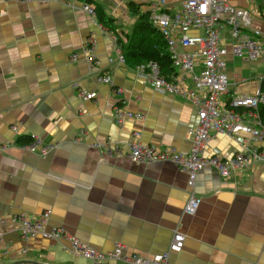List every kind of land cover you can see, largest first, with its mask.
<instances>
[{
    "label": "crops",
    "instance_id": "obj_1",
    "mask_svg": "<svg viewBox=\"0 0 264 264\" xmlns=\"http://www.w3.org/2000/svg\"><path fill=\"white\" fill-rule=\"evenodd\" d=\"M94 1L115 19L116 32L84 10L87 0H0V216L50 211L49 228L64 227L104 253L120 242L129 254L151 258L166 253L179 231L186 240L183 250L170 256L174 264H264V163L251 160L228 179L213 168L198 172L194 191L202 203L188 215L187 173L170 162L128 160L134 133L144 145L190 153L187 131L196 111L187 99L154 90L135 67L118 61L121 46L115 38L126 43L125 35L158 0ZM184 1L167 0L168 8L179 10ZM261 6L248 10L264 35ZM222 38L233 43L229 29ZM91 45L94 61L85 52ZM247 56L226 58L225 101L262 90L264 59ZM106 70L113 86L99 82ZM83 93L97 96L87 100ZM121 101L125 111L144 119L118 124L113 109ZM32 136L55 145L54 150L45 157L25 150L22 143ZM245 151L231 136L213 134L206 155ZM3 230L0 264H90L72 255L66 240L24 241L11 223Z\"/></svg>",
    "mask_w": 264,
    "mask_h": 264
},
{
    "label": "built area",
    "instance_id": "obj_2",
    "mask_svg": "<svg viewBox=\"0 0 264 264\" xmlns=\"http://www.w3.org/2000/svg\"><path fill=\"white\" fill-rule=\"evenodd\" d=\"M168 5L167 0H158L149 4V10L152 22L169 45L175 70L171 75H165L159 64L151 61L136 67V73L154 90L183 97L195 109L197 120L187 131L192 140V149L188 154L174 149L162 150L155 145H144L138 141L140 134L134 133L136 141L129 146L127 157L130 162L140 165L170 162L187 173L191 195L185 213L195 215L202 203V199L194 191L198 172L213 168L222 178L228 179L232 173L246 169L251 160L264 163V126L258 113L260 104H264V90L254 96H232L225 101L229 94L226 58L229 54L243 56L247 53L250 60L264 59V35L254 26L253 12L233 6L229 0H185L179 10H172ZM83 8L95 16L91 6L84 5ZM225 29L230 30L233 43L223 42L222 32ZM115 40L117 41L116 38ZM93 50V45L85 48L91 61L95 59ZM118 51V61L125 64L121 49L118 48ZM115 61L111 59L110 63ZM99 82L113 86L111 72L106 70L102 73ZM114 91L122 95L125 90L116 87ZM82 95L87 100L97 96L95 93ZM123 104L124 101H121L113 109V117L118 124L122 125L133 118L144 119L142 114L125 111ZM244 115L251 120H244ZM213 134L231 136L247 152L236 153L231 157L206 155ZM252 141L260 143L261 147H251ZM23 148L45 157L54 150L55 145L45 144L38 137L32 136V142ZM108 154L113 156L111 150ZM50 216V211L34 216L14 215L9 219L0 216V253L5 238L3 227L8 223L17 228L24 241L38 237L56 243L66 240L72 255L83 258L90 264H111L113 261L130 264H174L170 256L180 253L185 246V236L177 231L168 251L151 258L129 254L127 247L120 242L115 244L112 252L104 253L82 243L64 227L49 228ZM23 252L26 253V249Z\"/></svg>",
    "mask_w": 264,
    "mask_h": 264
},
{
    "label": "trees",
    "instance_id": "obj_3",
    "mask_svg": "<svg viewBox=\"0 0 264 264\" xmlns=\"http://www.w3.org/2000/svg\"><path fill=\"white\" fill-rule=\"evenodd\" d=\"M86 5L93 8L95 16L105 27L116 32L115 19L108 16L99 4H97L94 0H87ZM130 8L133 12H137L134 5L130 4ZM125 37H127L126 43L117 37V41L121 46V50L125 58V63L127 62L129 65L136 68L145 63L154 61L159 64L163 74L171 75L174 72L175 69L173 67L172 54L169 45L159 29L156 28L152 22L151 11L149 9L146 13L140 15L133 26L131 34H127ZM262 90H264V82L262 83ZM258 113L264 126V104H260ZM31 142L32 139H27L26 142L22 144L27 145Z\"/></svg>",
    "mask_w": 264,
    "mask_h": 264
},
{
    "label": "rangeland",
    "instance_id": "obj_4",
    "mask_svg": "<svg viewBox=\"0 0 264 264\" xmlns=\"http://www.w3.org/2000/svg\"><path fill=\"white\" fill-rule=\"evenodd\" d=\"M232 1L233 0H229L230 4H232L233 6H239V5L235 4ZM234 1H238L239 3H242L241 1H243V3H247L248 4V7L249 8L251 7V5L252 6L254 5V6H257V7H259L260 5H262L264 7V0H234ZM246 63H249V62H246ZM250 67H252V66H250ZM246 74H250V69H248V71L246 72Z\"/></svg>",
    "mask_w": 264,
    "mask_h": 264
},
{
    "label": "bare ground",
    "instance_id": "obj_5",
    "mask_svg": "<svg viewBox=\"0 0 264 264\" xmlns=\"http://www.w3.org/2000/svg\"><path fill=\"white\" fill-rule=\"evenodd\" d=\"M198 175V174H197ZM19 232V231H18Z\"/></svg>",
    "mask_w": 264,
    "mask_h": 264
}]
</instances>
